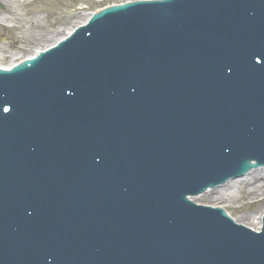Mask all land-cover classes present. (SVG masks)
I'll use <instances>...</instances> for the list:
<instances>
[{"label": "water", "instance_id": "95a60500", "mask_svg": "<svg viewBox=\"0 0 264 264\" xmlns=\"http://www.w3.org/2000/svg\"><path fill=\"white\" fill-rule=\"evenodd\" d=\"M134 1L0 69V264H264V0Z\"/></svg>", "mask_w": 264, "mask_h": 264}, {"label": "rangeland", "instance_id": "374dc122", "mask_svg": "<svg viewBox=\"0 0 264 264\" xmlns=\"http://www.w3.org/2000/svg\"><path fill=\"white\" fill-rule=\"evenodd\" d=\"M10 1H13L10 8L14 10L10 24L15 25L5 33L0 31V66L25 59L36 50L49 46L97 9L123 4L127 0H62L50 7H44V0H31L28 5L29 0H23V3L21 0H0V12H4ZM27 30L36 33L32 42L25 39Z\"/></svg>", "mask_w": 264, "mask_h": 264}, {"label": "bare ground", "instance_id": "6f19581e", "mask_svg": "<svg viewBox=\"0 0 264 264\" xmlns=\"http://www.w3.org/2000/svg\"><path fill=\"white\" fill-rule=\"evenodd\" d=\"M41 1L43 2V0H41ZM61 1L62 0H44L43 5H44V7H50L51 5H58V4H60ZM12 2L13 1H10V3L6 6V9L4 10V12H0V31L1 32H4V33L7 32L8 30H10L11 28H13L14 25H15V23H14V25H11L10 24V22L12 20V17H13V14L12 13L14 11V10H11V8H10L11 5H12ZM21 2L23 3L24 1L21 0ZM31 2L32 1L29 0V2L26 5L30 4ZM29 8L30 7L28 6V9ZM37 15H39V14H37ZM90 16L91 15H87L83 21H81V22H79V23L76 24V27L77 26H80V25H83L87 21V19L90 18ZM73 29L72 28L71 29L69 28L67 30L68 32L67 31H66V33L64 32V34H63L62 37L64 38L67 35H70V33H71V31ZM35 32H36V30H35ZM33 33H34V30L33 31L27 30L26 32H24L25 39H27L28 41L32 42L33 39L36 37V33H34V35H33ZM62 37L60 39L55 40L54 42H52V44H50L49 46L46 45V47H43L41 49L36 50L34 53L31 54V56H27L25 59L33 58V57H35V55H36V53L38 51L42 52L43 50L47 49L48 47L54 46L59 40L63 39ZM49 38L52 39L53 37L50 36ZM17 56L18 55L13 56V57H17ZM20 61L21 60H19V61L14 60L13 63H11L10 65L0 66V69L8 70L9 68H11L13 65H16Z\"/></svg>", "mask_w": 264, "mask_h": 264}]
</instances>
